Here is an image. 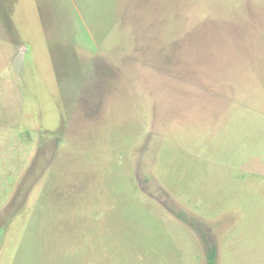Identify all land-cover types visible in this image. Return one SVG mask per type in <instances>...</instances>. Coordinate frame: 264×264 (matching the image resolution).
<instances>
[{"label": "rangeland", "instance_id": "1", "mask_svg": "<svg viewBox=\"0 0 264 264\" xmlns=\"http://www.w3.org/2000/svg\"><path fill=\"white\" fill-rule=\"evenodd\" d=\"M210 248L264 264V0H0V264Z\"/></svg>", "mask_w": 264, "mask_h": 264}, {"label": "trees", "instance_id": "2", "mask_svg": "<svg viewBox=\"0 0 264 264\" xmlns=\"http://www.w3.org/2000/svg\"><path fill=\"white\" fill-rule=\"evenodd\" d=\"M31 42L33 44H30V54L35 55L34 47L35 45L37 46V44H39V41L31 40ZM42 45H45V42H42ZM215 255H216V251L213 248H210L206 256V261H207L206 264H215Z\"/></svg>", "mask_w": 264, "mask_h": 264}, {"label": "crops", "instance_id": "3", "mask_svg": "<svg viewBox=\"0 0 264 264\" xmlns=\"http://www.w3.org/2000/svg\"><path fill=\"white\" fill-rule=\"evenodd\" d=\"M36 4H38L37 2H36ZM30 42L31 41H29V44H30ZM46 43H47V46H52V42L51 41H45ZM31 44H33L32 42H31ZM27 45H28V43H27ZM28 49H30L29 47H28ZM23 54L25 53V52H22ZM21 57H23V56H21ZM63 129V128H62Z\"/></svg>", "mask_w": 264, "mask_h": 264}]
</instances>
